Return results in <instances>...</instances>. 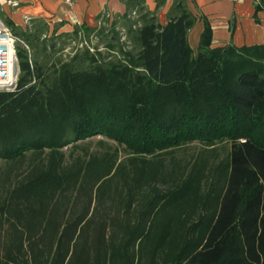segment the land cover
<instances>
[{"label":"trees","instance_id":"1","mask_svg":"<svg viewBox=\"0 0 264 264\" xmlns=\"http://www.w3.org/2000/svg\"><path fill=\"white\" fill-rule=\"evenodd\" d=\"M145 1L111 23L110 60L51 63L66 33L8 23L29 50L0 89V264H264V45L213 47L205 22L195 54L186 0L166 25Z\"/></svg>","mask_w":264,"mask_h":264},{"label":"crops","instance_id":"2","mask_svg":"<svg viewBox=\"0 0 264 264\" xmlns=\"http://www.w3.org/2000/svg\"><path fill=\"white\" fill-rule=\"evenodd\" d=\"M159 0H146L148 10L157 13L160 24L166 25L175 0H166L157 8ZM188 10L197 18L189 32V44L197 54L205 22L212 29L213 47L234 45L252 47L264 45V0H186ZM257 4L261 7L258 9ZM128 11L126 0H77L67 6L62 0H0V18L9 26L27 30L34 22L61 27L65 31L75 27H97L103 17L111 21ZM115 19V20H114Z\"/></svg>","mask_w":264,"mask_h":264},{"label":"rangeland","instance_id":"3","mask_svg":"<svg viewBox=\"0 0 264 264\" xmlns=\"http://www.w3.org/2000/svg\"><path fill=\"white\" fill-rule=\"evenodd\" d=\"M115 20V19H114ZM117 21V19L115 20ZM0 22L2 23V27L0 29V32H2V37L6 40V42L3 44L4 46H13L14 49V69L13 72L9 75L8 80L10 79L9 84L6 86H10L12 89L16 85L19 76H20V70H19V61H18V49L22 48L23 50L28 51V47L19 39L17 38L11 29L8 27L7 24L0 18ZM32 26V25H31ZM99 27L95 32L91 33L89 36L86 32L81 31L78 34L75 32V29H72L70 31H65L61 27H58L59 30L57 35L62 34L59 37L51 38L47 40L48 44V53L50 54L51 63H58V62H66L69 61L76 53L83 51L85 48H90L91 51H95L96 49H99L102 51L104 56L107 60H110L113 56V54H110L106 48H105V37L108 35V40H112L114 33L111 30V21L106 24L102 21H100L97 25ZM54 26H50V34L49 37H51V32ZM116 29L118 31H122V21L118 20ZM104 31V33H102ZM5 86V85H0ZM7 89V88H6ZM98 139H102L101 136H99ZM96 142V140H95ZM112 143V142H111ZM114 147H117L116 144L112 143ZM230 144L226 142H220L216 145V150L218 155H226L230 151ZM203 150H206L205 144L200 142H193L191 144H188L184 146L183 148L179 149L177 152L178 158L182 161L183 164L188 163L189 161L193 160L199 153H201ZM120 154L122 158H125L127 156V153L123 148L120 149Z\"/></svg>","mask_w":264,"mask_h":264},{"label":"built area","instance_id":"4","mask_svg":"<svg viewBox=\"0 0 264 264\" xmlns=\"http://www.w3.org/2000/svg\"><path fill=\"white\" fill-rule=\"evenodd\" d=\"M63 3L67 6H72L77 0H62ZM233 1H239V0H233ZM255 2L258 3L259 0H253ZM2 23L0 22V29L2 27ZM2 32H0V38H2V40H0V51H5L7 55H5V58L3 60V64H4V70H0V85H5V86H0V89H8L11 88L10 86H6V85H10V79L8 80L9 75L13 72L14 67V49L13 46L11 45H7L4 46L3 44L6 42V40L4 39V37H2Z\"/></svg>","mask_w":264,"mask_h":264},{"label":"bare ground","instance_id":"5","mask_svg":"<svg viewBox=\"0 0 264 264\" xmlns=\"http://www.w3.org/2000/svg\"><path fill=\"white\" fill-rule=\"evenodd\" d=\"M0 40H2V38H0ZM5 55H7L5 51H0V70L1 72L2 70H4L3 60L5 58Z\"/></svg>","mask_w":264,"mask_h":264}]
</instances>
